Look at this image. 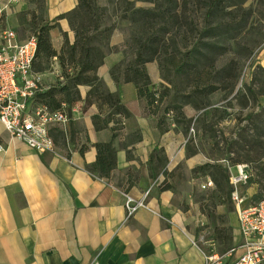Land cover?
<instances>
[{"label":"crops","instance_id":"1","mask_svg":"<svg viewBox=\"0 0 264 264\" xmlns=\"http://www.w3.org/2000/svg\"><path fill=\"white\" fill-rule=\"evenodd\" d=\"M7 2L0 0V9ZM76 5L77 0H44V19L51 23ZM34 9L29 0H19L3 15L1 25L20 30L23 12ZM62 33L73 42L65 19L49 31L56 51L62 46ZM119 43L109 44L114 50L95 73L102 88L115 94L129 112L113 141L116 166L109 179L87 171L96 159L95 145L113 140L111 109L94 99L87 101L89 86L78 87L79 100L68 108L69 122L50 129L55 153H36L0 123V264H89L93 260L98 264H203L205 255H223L228 247L236 251L226 261L241 252L237 248L243 238L236 214L228 217L224 212L227 219L213 222L203 210L200 195L214 198L215 186L209 177L192 171L212 162L201 153L187 155L179 116L174 122L169 113L163 116L165 125L159 126L158 116L163 114L149 110L133 83L111 76V69L124 59ZM59 72L55 57L48 69L38 72L45 89L62 80ZM134 132L140 140L127 142ZM154 150L159 158L149 160ZM220 164L229 166L225 161ZM243 187L245 202L258 192L253 184ZM122 192L134 200L146 194L145 207L128 220ZM215 229L220 234L227 229L229 238H216Z\"/></svg>","mask_w":264,"mask_h":264},{"label":"rangeland","instance_id":"2","mask_svg":"<svg viewBox=\"0 0 264 264\" xmlns=\"http://www.w3.org/2000/svg\"><path fill=\"white\" fill-rule=\"evenodd\" d=\"M87 1L91 21L97 25L96 30L90 26L88 33L92 38V56L96 61L103 59L114 50L109 44L119 40L124 57L130 59L126 44L131 41L127 9L151 8L152 0ZM177 1L179 31L173 28L165 34L164 43L179 60V72L164 57H158L148 63L153 81L149 85L165 96L161 110L172 111L171 119L179 114V134L185 148L190 139L211 162H244L263 200L264 0ZM26 34L21 33V37ZM203 82L215 90L206 93ZM92 84L99 93L106 92L99 81ZM232 174H236L235 168ZM244 189L240 188L241 196ZM200 196L203 210L213 222L227 219L224 212L228 217L237 216L226 188L221 192L215 189L214 198ZM246 202L243 198L247 206L256 203L251 198Z\"/></svg>","mask_w":264,"mask_h":264},{"label":"trees","instance_id":"3","mask_svg":"<svg viewBox=\"0 0 264 264\" xmlns=\"http://www.w3.org/2000/svg\"><path fill=\"white\" fill-rule=\"evenodd\" d=\"M29 1L33 3L35 9L23 12L25 22L22 24L21 29L16 30V32L17 34L19 32L27 33L25 38L31 35L36 37L37 50L32 65L35 68L34 71L37 73L45 71L55 57L61 70L59 77L62 79L40 94L38 100L50 110H55L65 105V110L68 113V108L79 100L78 87L87 85L90 87L86 96L87 101L88 99H94L96 102L103 103L111 109L110 119L113 121L111 128L113 140L108 143L96 144V159L93 164L87 166V171L92 175L100 179H109L111 172L116 166V149L113 141L117 132L123 129L124 120L129 116V112L120 104L119 98L115 94L99 93L98 88L93 87L92 83L98 82L95 73L101 65L102 59L96 61L92 56V47L90 46L92 38H90L88 33L90 26H93L96 30L97 25L91 21L89 16L91 11L89 2L87 0H77V5L74 9L58 16L49 23L44 19V0ZM151 4V8L130 7V9H127L130 11L127 20L129 22L131 41L126 44L127 46L129 45L130 59H127L125 55L124 59L111 69L110 74L115 79L120 76L124 83H133L136 86L137 95L146 101L149 110L154 114H163L158 116V124L163 126L165 125L163 116L169 113H172L173 116V112L168 109L161 110L160 106L165 96L157 89L150 87L145 65L158 57H164L165 62L172 66L175 72H179V60L164 43L165 34H168L173 28H178L177 32L179 31V3L177 0H152ZM3 18L2 16L1 19L3 20ZM60 19L67 21L70 30L74 34V40L70 43L66 38V34L62 33L63 43L60 50L56 51L52 46L49 31L56 27V21ZM107 32L109 33L110 30ZM131 57H134V59ZM201 86L206 93H211L215 90L213 86L206 85L204 82ZM248 92L251 93V90L248 89ZM177 116L179 114L176 116L174 114V118H177ZM173 121L175 122V119ZM188 124H190L189 121ZM140 138V134L134 132L127 137V142H136ZM186 152L187 155L201 153L190 139L186 145ZM154 156L159 158L158 150L152 152L149 160H152ZM127 157L130 158L128 152ZM225 162L227 164L232 163V161ZM238 164H244V162L237 160L229 166ZM192 172L200 176L209 177L215 189H219L220 192L226 188L230 197L232 188L229 184V171L226 166L220 164V161L206 163L195 168ZM251 184H257L252 175L249 176L245 185ZM163 188H169V186H163ZM261 198L262 194L257 192L251 197V200L255 203L260 201ZM214 234L216 238H229L227 229H222L221 234L218 229H215Z\"/></svg>","mask_w":264,"mask_h":264},{"label":"built area","instance_id":"4","mask_svg":"<svg viewBox=\"0 0 264 264\" xmlns=\"http://www.w3.org/2000/svg\"><path fill=\"white\" fill-rule=\"evenodd\" d=\"M18 1L8 0L0 9V123L13 138L36 153H55L50 129L65 126L70 118L65 105L50 110L38 100V96L47 89L32 66L37 50L36 37L31 35L21 39L13 28L1 25L2 16ZM234 167L237 171L234 175L228 167L232 188L230 199L236 207L239 232L243 238V243L237 248L241 252L231 261L226 260L234 255V248L223 255L207 254L203 264H264V199L254 205H244L239 191L250 174L244 164ZM209 185L211 183H207ZM122 195L125 220L145 207L146 194L140 200H134L124 192ZM89 264L98 262L93 260Z\"/></svg>","mask_w":264,"mask_h":264}]
</instances>
